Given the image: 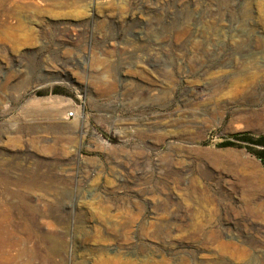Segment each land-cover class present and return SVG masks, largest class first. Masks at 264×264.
Segmentation results:
<instances>
[{
	"label": "rangeland",
	"instance_id": "374dc122",
	"mask_svg": "<svg viewBox=\"0 0 264 264\" xmlns=\"http://www.w3.org/2000/svg\"><path fill=\"white\" fill-rule=\"evenodd\" d=\"M0 264H264V0H0Z\"/></svg>",
	"mask_w": 264,
	"mask_h": 264
},
{
	"label": "built area",
	"instance_id": "2783aa9c",
	"mask_svg": "<svg viewBox=\"0 0 264 264\" xmlns=\"http://www.w3.org/2000/svg\"><path fill=\"white\" fill-rule=\"evenodd\" d=\"M73 118L74 117V112L70 111L68 114H67V118Z\"/></svg>",
	"mask_w": 264,
	"mask_h": 264
},
{
	"label": "bare ground",
	"instance_id": "6f19581e",
	"mask_svg": "<svg viewBox=\"0 0 264 264\" xmlns=\"http://www.w3.org/2000/svg\"><path fill=\"white\" fill-rule=\"evenodd\" d=\"M34 103V102H33ZM36 104V103H35ZM40 105V104H39ZM79 116V115H78Z\"/></svg>",
	"mask_w": 264,
	"mask_h": 264
},
{
	"label": "trees",
	"instance_id": "16d2710c",
	"mask_svg": "<svg viewBox=\"0 0 264 264\" xmlns=\"http://www.w3.org/2000/svg\"><path fill=\"white\" fill-rule=\"evenodd\" d=\"M225 145H227V143Z\"/></svg>",
	"mask_w": 264,
	"mask_h": 264
}]
</instances>
